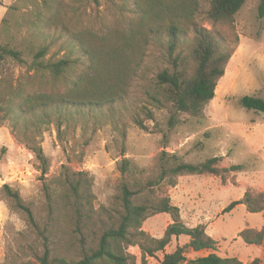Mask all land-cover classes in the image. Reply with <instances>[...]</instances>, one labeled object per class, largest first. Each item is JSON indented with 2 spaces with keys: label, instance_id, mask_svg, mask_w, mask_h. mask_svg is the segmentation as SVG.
<instances>
[{
  "label": "rangeland",
  "instance_id": "rangeland-1",
  "mask_svg": "<svg viewBox=\"0 0 264 264\" xmlns=\"http://www.w3.org/2000/svg\"><path fill=\"white\" fill-rule=\"evenodd\" d=\"M38 1L0 0V45L25 50L24 38L36 39L32 35L47 14ZM61 1L72 6L73 25L97 29L123 22L130 16L124 6L133 7L132 0ZM260 4L261 0H248L233 24L217 25L216 29L227 38L228 47L235 48L229 77L234 92L213 106L209 104L201 117L176 114L178 122L173 127L170 125L173 112L159 108L148 98L146 92L151 91L157 73L170 67L166 47L157 43L143 68L145 76L136 82L126 103L117 105L114 112L105 110L97 122L90 116L86 123L71 121L60 131L52 123L43 126L41 133L29 132L49 160L45 176L40 171V161L20 141L23 130L14 132V122L1 120L0 110V264H41L39 258L47 249L53 257L80 260L119 219L123 182L135 190L146 188L139 194L141 202L144 197L155 202L169 197L171 204L180 209L181 222L189 228L203 225L206 229V225L214 224L226 236L219 243L221 249L217 247V254L223 258L237 254L245 258L249 250L237 242L240 233L262 224L264 218L249 215L245 208L225 214L223 211L233 201L244 199L246 193L251 195L252 205L264 207V114L238 104L244 96L264 98V16L260 15ZM208 8L205 3L198 20L212 29L206 19ZM4 21L10 23L4 25ZM190 39L183 40L179 51L188 50ZM56 49L53 47L51 53ZM24 58L28 59L26 52ZM6 80L11 81L17 93L10 101L13 106L22 103L20 95L64 88L55 86L48 75L30 70L26 64L0 58V88ZM221 80L218 85L224 86L225 81ZM147 111L152 112L153 119L144 120L148 127L145 130L135 124L134 118L146 119ZM172 155L179 162L190 164L219 157L217 167L221 174L175 178L169 175L153 190L147 188L149 181L158 180L163 166L176 163ZM234 165L243 168L229 171ZM5 185L18 192L32 209L37 225L29 223L26 215L16 208ZM72 185L80 191L78 201ZM209 190L213 195H209ZM47 191L53 200H49ZM172 222L169 214L152 215L141 230L161 238ZM189 240L185 236L173 238L165 251L171 253L178 246L188 245ZM125 252L136 257V264H143L138 246H130ZM186 252L188 259L197 258L188 247ZM162 258L160 252L157 258H148V264H159Z\"/></svg>",
  "mask_w": 264,
  "mask_h": 264
},
{
  "label": "trees",
  "instance_id": "trees-1",
  "mask_svg": "<svg viewBox=\"0 0 264 264\" xmlns=\"http://www.w3.org/2000/svg\"><path fill=\"white\" fill-rule=\"evenodd\" d=\"M247 1L132 0L133 7L123 8L130 12L128 18L119 24L97 29L73 25L70 15L72 6L69 3L40 0L38 2L45 6L47 14L40 19L38 31L32 36L43 41L25 37L22 42L25 50L0 45V58H12L26 64L30 70L48 75L55 86L64 88L50 93L20 95L22 103L13 106L10 101L17 93H14L11 81L6 80L0 88L1 120L13 121L14 132L23 130L20 141L26 143L40 161V171L45 176L49 160L42 147L31 139L29 132L41 133L43 126L52 123H56L60 131L64 124L71 121L86 123L90 116L97 122L105 110L114 112L117 105L126 103L136 82L145 76L143 68L156 43L166 47L170 67L157 73L151 91L146 92L148 98L159 108H169L173 112L170 119L173 127L178 122L176 114L188 113L192 117H201L216 97L218 83L225 76L235 52V48L228 47L227 38L216 27L219 24H233ZM205 3L209 5L205 13L212 29L198 20ZM259 11L263 17L264 0H261ZM9 23L4 21V25ZM190 37L188 50L179 51L183 40ZM53 47L57 49L51 53ZM25 52L28 59L24 58ZM238 104L246 110L264 114L263 97L244 96ZM147 114L146 119L134 118L135 124L145 130L148 127L144 120L153 119L151 111H147ZM171 158L176 163L163 166L158 180L149 181L147 188L153 190L169 175L175 178L187 174H221L217 167L221 160L219 157L199 164L179 162L176 155ZM125 163L123 172L127 170ZM242 168V165H234L229 171ZM172 185H175L173 180ZM72 187L76 200H80V191L74 185ZM4 189L29 223L37 225L32 209L24 203L20 194L9 185H5ZM145 189L135 190L129 183H122L119 219L104 231L99 244L85 252L80 260L53 257L47 249L39 258L41 264H136V257L125 252L130 246L140 248L143 264H148V258H157L160 252L163 258L159 264H245L236 257L223 258L216 254L217 242L206 233L205 227L189 228L183 224L179 207L172 205L169 197L156 202L144 197L142 202L139 201V194ZM47 197L53 200L48 191ZM251 201V195L246 193L244 199L233 201L223 212L229 213L238 205L245 204L250 213H264L263 206L252 205ZM161 213L169 214L173 219L163 237L155 238L141 230L148 217ZM180 236L189 237L190 243L167 253L165 249L173 238ZM240 237L248 245L262 246L264 230L246 229L240 233ZM187 247L195 252L210 253L188 259ZM246 264H261V261L256 258Z\"/></svg>",
  "mask_w": 264,
  "mask_h": 264
},
{
  "label": "crops",
  "instance_id": "crops-1",
  "mask_svg": "<svg viewBox=\"0 0 264 264\" xmlns=\"http://www.w3.org/2000/svg\"><path fill=\"white\" fill-rule=\"evenodd\" d=\"M232 60H233V58H231V60H230V62L228 64L227 70H226V74H225V76L221 80V81H223V80L225 81L224 86H221V85L220 86L219 85L217 86V89H216V97L210 103V106L215 105V103H218L219 101H221L222 99H224L226 96H228L229 94H232L234 92V87L229 82V77H231V68H230V66H231ZM209 195H213L212 192H211V190H209ZM236 208H245L247 210V207H245L244 204L238 205ZM247 213L249 215H261L264 218V213L263 212H260V213H250L247 210ZM216 221L218 222V220H216ZM204 222H206V221H204ZM249 229H253V230H257V231L264 230V222L262 224H259L255 228H249ZM206 232H207V234L209 236H211L217 242V247H219V243L220 242H224L223 240L226 238V236H224L222 232H219L218 231V228H216V226H214V224L213 225L211 224L210 226L209 225L208 226L206 225ZM181 237L182 236H180L178 238H181ZM185 237H187V236H185ZM235 237H238V235H236ZM175 238H177V237H175ZM237 242H239L241 245L244 246V250H245V248H247L249 250L248 251L249 254L247 253V256L245 258H243V257L239 256V254H237L236 257H238V259L240 261L245 262V260L246 261H249V260H253V259L258 258V259L261 260V264H264V242H263L262 246L248 245V244H246L243 241L242 238L239 239ZM189 243H190V240L187 241L186 244H189ZM219 248L221 249V247H219ZM189 249L194 253L195 256H197V258L198 257H201V256H207L210 253V251L195 252L191 248H189ZM205 252H207V254H204ZM167 253H170V252H167ZM215 253L217 254V253H219V251H216ZM186 256H187V253H186ZM219 256H221V255H219ZM221 257H223V256H221Z\"/></svg>",
  "mask_w": 264,
  "mask_h": 264
}]
</instances>
